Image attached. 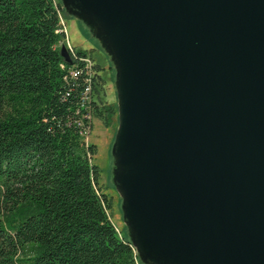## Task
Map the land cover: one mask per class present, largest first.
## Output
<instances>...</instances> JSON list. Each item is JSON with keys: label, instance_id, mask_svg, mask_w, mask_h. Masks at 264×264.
Segmentation results:
<instances>
[{"label": "water", "instance_id": "obj_1", "mask_svg": "<svg viewBox=\"0 0 264 264\" xmlns=\"http://www.w3.org/2000/svg\"><path fill=\"white\" fill-rule=\"evenodd\" d=\"M69 3L116 62V184L137 253L264 264V0Z\"/></svg>", "mask_w": 264, "mask_h": 264}, {"label": "trees", "instance_id": "obj_2", "mask_svg": "<svg viewBox=\"0 0 264 264\" xmlns=\"http://www.w3.org/2000/svg\"><path fill=\"white\" fill-rule=\"evenodd\" d=\"M57 5L0 0V264H136L81 133L91 128L86 79L58 54ZM100 79L92 73V94ZM91 108L100 116L94 99Z\"/></svg>", "mask_w": 264, "mask_h": 264}, {"label": "rangeland", "instance_id": "obj_3", "mask_svg": "<svg viewBox=\"0 0 264 264\" xmlns=\"http://www.w3.org/2000/svg\"><path fill=\"white\" fill-rule=\"evenodd\" d=\"M57 2L59 15L64 23L66 34L62 33L61 42L58 43L66 48L67 44L84 50L87 62L98 67L97 70L101 79L98 81V92L93 93L91 98L97 102V109L101 111L100 116L91 113V128L86 134V143H92L95 153L90 158L99 172L98 183L105 193L108 209V217L120 235L128 240L132 235L130 225L126 221L122 211V197L117 189L116 175L118 166L115 157V140L118 124V96L116 80V62L107 44L101 35L94 33L92 22L79 11L70 6L69 0H54ZM131 244V243H130ZM132 254L136 264H154L143 260L137 253V248L132 244Z\"/></svg>", "mask_w": 264, "mask_h": 264}, {"label": "built area", "instance_id": "obj_4", "mask_svg": "<svg viewBox=\"0 0 264 264\" xmlns=\"http://www.w3.org/2000/svg\"><path fill=\"white\" fill-rule=\"evenodd\" d=\"M57 15H58V24H59V28L57 29V31L61 34L62 33L66 34L64 23H63L60 15H59V13ZM66 48L68 50V56H69L70 60L73 61V64H74V65L72 64L70 67L67 68L69 76L75 77L80 73V71H82L85 75L86 82H85V85L82 88V91L80 93L79 100H80V106L83 108L86 107V110L88 111L86 113L85 117H87L89 120H91L90 110L92 109L91 108V103H92L91 82H92V73H93L92 72V65L89 62H87L86 55H78L76 53V51H74L73 47L68 45V44H67ZM78 63L81 64V69L76 66V64H78ZM60 66L62 67L63 64H60ZM89 130H90L89 128H86V129H83L81 131V133L83 134V139H84L85 143H86L85 137H86V134L89 132ZM116 232L118 233L117 230H116Z\"/></svg>", "mask_w": 264, "mask_h": 264}]
</instances>
